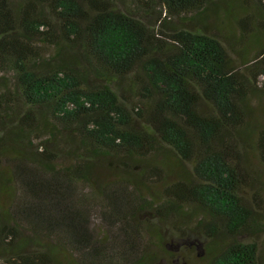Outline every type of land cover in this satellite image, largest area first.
<instances>
[{"label":"trees","instance_id":"obj_1","mask_svg":"<svg viewBox=\"0 0 264 264\" xmlns=\"http://www.w3.org/2000/svg\"><path fill=\"white\" fill-rule=\"evenodd\" d=\"M263 98L264 0H0V264H261Z\"/></svg>","mask_w":264,"mask_h":264},{"label":"rangeland","instance_id":"obj_2","mask_svg":"<svg viewBox=\"0 0 264 264\" xmlns=\"http://www.w3.org/2000/svg\"><path fill=\"white\" fill-rule=\"evenodd\" d=\"M226 3L232 4V1H226ZM225 4L221 1L220 2V8L218 10V12H213L210 13V21H214V17L213 16H219L218 20H223L225 22V31H227L228 33L232 32V27L235 28L236 24L233 20H229L228 18H226L225 16H228L224 13H222V7H224ZM252 14L254 13V10L252 9V4H249L248 2H246V5L244 6V10L241 13H237L236 16H245L248 12H251ZM47 49L49 50L50 48L47 47ZM260 82H263V78L260 77ZM262 103L264 104V98L262 99ZM264 108V107H263ZM254 166L258 169V167L260 169H258V176L260 179L264 180V166L260 165V164H255V162H253ZM264 197V195H263ZM101 226V223H100ZM103 226V225H102ZM263 243H264V237H262ZM185 243L183 244L184 246V250L185 252H183L182 254L185 256H183L185 259L184 261H182L179 264H206L207 258L203 255V252L201 251V247L198 245L197 240L196 241H184ZM179 245H182L179 243ZM159 247L154 246L153 249L155 250V252L157 253V257H156V264H178V262L176 263L175 260V256H176V251L178 249V243L173 242V243H167L164 245V250H159ZM262 252H263V258H262V262L261 264H264V245L262 247ZM180 260V258H179ZM181 261V260H180Z\"/></svg>","mask_w":264,"mask_h":264}]
</instances>
